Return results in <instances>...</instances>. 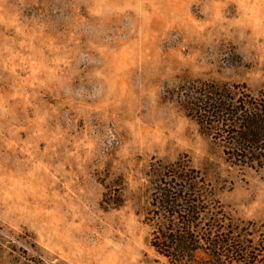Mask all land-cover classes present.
Listing matches in <instances>:
<instances>
[{
	"label": "rangeland",
	"instance_id": "obj_1",
	"mask_svg": "<svg viewBox=\"0 0 264 264\" xmlns=\"http://www.w3.org/2000/svg\"><path fill=\"white\" fill-rule=\"evenodd\" d=\"M204 87L264 94V0H0V264H170L150 205L174 171L264 264V166L198 124Z\"/></svg>",
	"mask_w": 264,
	"mask_h": 264
},
{
	"label": "trees",
	"instance_id": "obj_2",
	"mask_svg": "<svg viewBox=\"0 0 264 264\" xmlns=\"http://www.w3.org/2000/svg\"><path fill=\"white\" fill-rule=\"evenodd\" d=\"M188 105L202 128L213 138L222 137L232 145L231 155L235 159L251 167L264 166V94L259 99L248 95L236 98L229 90L204 87L188 100ZM174 172L152 194L153 248L170 264L191 262L195 259L192 253L203 245L214 251V264H225V260L221 263L222 257L238 264H253L256 257H250L246 248L240 249L233 232L219 231L218 213L202 217L214 210L212 205H219L207 190L205 180ZM202 219L208 223L200 237L198 232L202 229L199 230L198 223ZM262 247L259 252L264 251ZM221 250H225L224 255L218 253Z\"/></svg>",
	"mask_w": 264,
	"mask_h": 264
}]
</instances>
